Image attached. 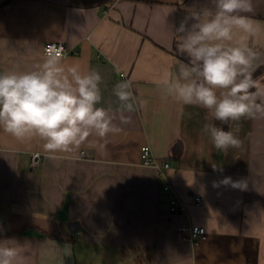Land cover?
<instances>
[{
  "label": "crops",
  "instance_id": "crops-1",
  "mask_svg": "<svg viewBox=\"0 0 264 264\" xmlns=\"http://www.w3.org/2000/svg\"><path fill=\"white\" fill-rule=\"evenodd\" d=\"M204 7L211 0H0V72L31 70L43 61L45 43L64 42L65 66L100 73L98 106L111 108L123 129L89 138L104 143L103 151L86 143L55 156L39 138L21 142L0 129V245L18 249L15 264H264V115L224 125L154 83L187 62L175 29ZM253 7L245 14L260 29L249 40L260 54L253 76L264 84V0ZM125 79L144 107L121 124L112 89ZM207 124L239 129L242 148L217 150ZM144 145L169 159L164 174L141 163ZM225 177L245 180L247 189L224 185ZM166 184L185 210H170ZM76 220L81 229L72 232L68 223ZM194 224L207 231L198 243L179 232Z\"/></svg>",
  "mask_w": 264,
  "mask_h": 264
},
{
  "label": "clouds",
  "instance_id": "clouds-1",
  "mask_svg": "<svg viewBox=\"0 0 264 264\" xmlns=\"http://www.w3.org/2000/svg\"><path fill=\"white\" fill-rule=\"evenodd\" d=\"M211 5L181 20L175 29L177 52L187 62L177 64L175 75L165 70L154 83L184 105L207 109L224 125L264 115V84L253 76L260 54L249 44L260 29L245 15L254 11L253 0H211ZM189 19L194 23L189 25ZM234 32L241 34L235 41ZM63 52V47L51 44L45 48L43 61L31 70L0 72V129L21 142L39 138L50 156L74 153L86 143L103 151L104 143L89 138L103 141L123 129L111 108L98 106L102 76L78 64L66 67ZM112 92L120 102V123H129L125 113L142 109L144 101L136 97L127 79ZM203 131L217 150L243 146L239 129L226 131L207 124ZM222 183L247 189L245 180L225 177ZM18 255L17 248L0 245V264H15Z\"/></svg>",
  "mask_w": 264,
  "mask_h": 264
},
{
  "label": "built area",
  "instance_id": "built-area-1",
  "mask_svg": "<svg viewBox=\"0 0 264 264\" xmlns=\"http://www.w3.org/2000/svg\"><path fill=\"white\" fill-rule=\"evenodd\" d=\"M55 44L57 46L63 47L64 52L63 56L67 55L68 48L67 45L64 42H55L50 41L45 43L43 50L45 53V48L48 45ZM124 75V74H123ZM41 153L39 151L32 153L31 159H30V167L34 171L37 169L38 165L40 164L41 159ZM141 163L146 166H155L159 172V174H164L167 169L170 167V162L168 158L159 159L155 156L153 153V150L151 146L144 145L141 148ZM164 189L170 193H172V187L169 184H166L164 186ZM195 200L199 203L203 202V199L200 195H197L195 197ZM170 210L171 211H183L185 210V206L183 203L180 202L178 197L174 194L171 195L170 199ZM180 235L183 239L191 240L195 243H198L199 240L206 237L207 231L206 228L202 225H183L179 227Z\"/></svg>",
  "mask_w": 264,
  "mask_h": 264
},
{
  "label": "trees",
  "instance_id": "trees-1",
  "mask_svg": "<svg viewBox=\"0 0 264 264\" xmlns=\"http://www.w3.org/2000/svg\"><path fill=\"white\" fill-rule=\"evenodd\" d=\"M108 1L109 0H71V3L77 6H91L95 4L106 3Z\"/></svg>",
  "mask_w": 264,
  "mask_h": 264
},
{
  "label": "water",
  "instance_id": "water-1",
  "mask_svg": "<svg viewBox=\"0 0 264 264\" xmlns=\"http://www.w3.org/2000/svg\"><path fill=\"white\" fill-rule=\"evenodd\" d=\"M68 228L72 231V232H77L81 229L80 223L79 221H70L68 223Z\"/></svg>",
  "mask_w": 264,
  "mask_h": 264
}]
</instances>
